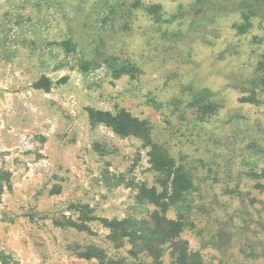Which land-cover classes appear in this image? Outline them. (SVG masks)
I'll use <instances>...</instances> for the list:
<instances>
[{
  "label": "rangeland",
  "instance_id": "374dc122",
  "mask_svg": "<svg viewBox=\"0 0 264 264\" xmlns=\"http://www.w3.org/2000/svg\"><path fill=\"white\" fill-rule=\"evenodd\" d=\"M261 62L264 0H0V257L100 264L82 256L95 248L152 264L106 227L156 210L138 196L159 188L149 148L88 115L123 109L192 182L167 212L189 249L203 264H264Z\"/></svg>",
  "mask_w": 264,
  "mask_h": 264
},
{
  "label": "trees",
  "instance_id": "16d2710c",
  "mask_svg": "<svg viewBox=\"0 0 264 264\" xmlns=\"http://www.w3.org/2000/svg\"><path fill=\"white\" fill-rule=\"evenodd\" d=\"M245 19L248 22V18L245 17ZM246 26L239 27L241 33L247 30ZM260 65L261 82L264 84V62ZM34 85L45 91L51 87L50 81L45 77ZM247 100L255 102L254 98H247ZM211 109L210 104L203 108L204 113ZM88 115L92 123L104 124L118 135H132L143 141L145 147L149 148V163L159 180V188L147 187L143 184L138 188L139 198L147 200L156 207L148 220L126 217L121 220L107 221L109 239L117 245L122 243L130 245L128 253L133 259H137L139 254H144L152 260V264H163V257L167 254L170 260L168 264H203L201 255L198 252H192L188 242L181 237L184 220L181 217L176 219L167 217L170 208L187 202L188 194L192 190V182L184 168L177 164L161 145L151 140L148 124L132 116L128 111L122 109L113 114L90 110ZM261 174L264 178V170ZM259 186L264 191V184ZM10 188L11 173L0 168V199L3 192ZM71 226L78 230L85 229L83 225L75 223ZM82 256L86 259L96 258L100 264H127L123 260L109 258L103 251L95 248L82 253ZM10 259V256L1 255L0 264H10Z\"/></svg>",
  "mask_w": 264,
  "mask_h": 264
}]
</instances>
